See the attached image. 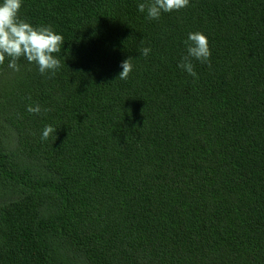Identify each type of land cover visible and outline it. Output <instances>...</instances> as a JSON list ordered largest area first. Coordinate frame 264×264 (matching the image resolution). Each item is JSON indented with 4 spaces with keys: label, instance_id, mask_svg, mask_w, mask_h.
<instances>
[{
    "label": "trees",
    "instance_id": "1",
    "mask_svg": "<svg viewBox=\"0 0 264 264\" xmlns=\"http://www.w3.org/2000/svg\"><path fill=\"white\" fill-rule=\"evenodd\" d=\"M142 2L22 0L64 43L0 65V264H264V0Z\"/></svg>",
    "mask_w": 264,
    "mask_h": 264
},
{
    "label": "clouds",
    "instance_id": "2",
    "mask_svg": "<svg viewBox=\"0 0 264 264\" xmlns=\"http://www.w3.org/2000/svg\"><path fill=\"white\" fill-rule=\"evenodd\" d=\"M189 0H145L137 5L138 11L147 12L149 20L159 19L162 13L179 11L186 8ZM22 0H0V65H3L8 57V68L14 72L20 71L18 60L23 57L29 63L35 64L41 75L51 73L55 75L56 70L61 67V62L55 53H61V46L64 38L57 34L52 26H34L20 16ZM186 55H183L178 67L186 71L190 76L196 77L193 60L200 63H209L211 51L207 37L200 31L189 32L184 41ZM141 54L147 56L151 49L143 47L141 40ZM122 71L118 77L126 80L132 71V58L121 62ZM27 111L33 114L41 113V106L29 104ZM44 112L51 111L44 108ZM56 128L52 125H45L41 134V140H47L54 135ZM55 136V135H54ZM56 139V137H55Z\"/></svg>",
    "mask_w": 264,
    "mask_h": 264
}]
</instances>
